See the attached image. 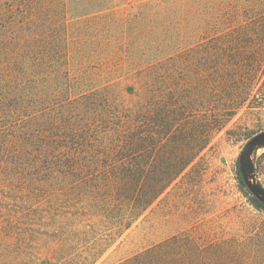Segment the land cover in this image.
Instances as JSON below:
<instances>
[{"label": "trees", "instance_id": "1", "mask_svg": "<svg viewBox=\"0 0 264 264\" xmlns=\"http://www.w3.org/2000/svg\"><path fill=\"white\" fill-rule=\"evenodd\" d=\"M54 1L64 15L61 26L32 20V9L40 15ZM148 1L142 7L187 1L198 11H212L199 50L207 53L206 61L196 63L207 65L210 74V119L195 114L190 92L182 97L183 108L171 106L173 94L159 78L156 54L135 66L133 75L142 83L137 101L124 98L136 96L132 88L119 90L116 104L96 92L65 97L61 87L68 72L53 68V62L66 65L65 27L117 7V0H0V172L25 187L20 195L33 198L39 209L37 201L47 204L57 233V246L46 248L37 264H95L228 129L263 81L264 0ZM147 19L148 26H159L155 16ZM154 37L145 38L149 51L157 48L154 43L173 49L176 42L171 35ZM236 180L250 205L264 214V203L248 191L239 166ZM178 243L174 237L119 264H191L195 245L185 239L181 250Z\"/></svg>", "mask_w": 264, "mask_h": 264}, {"label": "rangeland", "instance_id": "2", "mask_svg": "<svg viewBox=\"0 0 264 264\" xmlns=\"http://www.w3.org/2000/svg\"><path fill=\"white\" fill-rule=\"evenodd\" d=\"M149 2L117 0L113 9L64 26L66 65L59 63L57 67L53 62V68L68 72V82L61 87L67 92L65 97L73 99L96 92L116 104L114 96L119 90L128 93L132 88L136 96L122 97L137 101L141 92L138 86L142 83L133 75L135 66L145 62L150 54H156L159 78L164 79L165 89L173 94L171 106L183 108L182 97L190 92L195 114L210 119L214 106L210 102L213 93L210 74L207 65L205 68L204 64L196 63L206 61L207 53L202 50L212 11L207 8L198 11L194 3L187 1L180 5L176 2L142 7ZM58 4L57 1L45 4L46 12L40 15L32 9V20L42 19L61 26L65 19L60 9L57 10ZM17 10L14 9L12 16L17 15ZM170 11L173 16H168ZM150 15L155 16L159 26L147 25ZM165 35L174 36L173 49H162L160 42L154 43L159 46L156 51L147 49L152 45L145 38L157 36L154 38L162 40ZM47 36L55 39L56 35ZM134 39L139 43L133 42ZM131 50L136 52L133 57L129 56ZM184 59L190 60L188 65ZM262 78L260 87L230 123V132L226 133L228 129L224 128L218 133L201 158L95 264H119L174 237L179 238L181 250L185 239L195 245L191 264H264V214L250 205L249 196L236 180L241 153L251 138L264 132V74ZM179 120L177 125L184 123V116ZM263 154L264 147L255 149L250 161L257 184L264 190ZM3 174L4 171L0 172V264H35L46 254V248L57 246V233L53 232L47 204L37 201L39 209L33 198L20 195L25 187L2 178ZM7 238L10 244L4 241Z\"/></svg>", "mask_w": 264, "mask_h": 264}, {"label": "water", "instance_id": "3", "mask_svg": "<svg viewBox=\"0 0 264 264\" xmlns=\"http://www.w3.org/2000/svg\"><path fill=\"white\" fill-rule=\"evenodd\" d=\"M260 147H264V132L251 138V140L246 145L245 150L239 157L238 166L248 191L259 201L264 203V190L254 179L252 162L250 161V156L253 151Z\"/></svg>", "mask_w": 264, "mask_h": 264}, {"label": "built area", "instance_id": "4", "mask_svg": "<svg viewBox=\"0 0 264 264\" xmlns=\"http://www.w3.org/2000/svg\"><path fill=\"white\" fill-rule=\"evenodd\" d=\"M254 179H255V181H256V177L254 176ZM257 182V181H256Z\"/></svg>", "mask_w": 264, "mask_h": 264}]
</instances>
